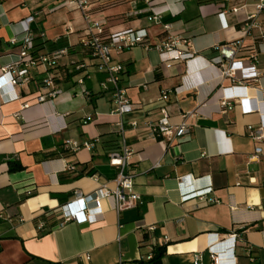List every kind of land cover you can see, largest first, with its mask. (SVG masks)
Here are the masks:
<instances>
[{"label":"crops","instance_id":"obj_1","mask_svg":"<svg viewBox=\"0 0 264 264\" xmlns=\"http://www.w3.org/2000/svg\"><path fill=\"white\" fill-rule=\"evenodd\" d=\"M257 1L89 0L90 17L104 20L106 33L147 31L149 48L111 52L133 104L118 115L97 60L79 44L85 27L79 11H50L52 0H0V67L16 53L9 39L26 28L34 44L42 43L37 53H51L59 41L67 48L49 72L31 67L27 85L0 92V264H148L145 257L156 248L162 250L158 264H193L196 254L201 264H212V254L217 264H264V155L254 156L257 144L247 136V126H264V11ZM249 15L255 26L244 33ZM175 37L177 49L191 56L171 60L155 50ZM238 40L236 59L254 64L258 75L231 83L220 76L214 48ZM48 73L60 93L37 103ZM163 90L169 91L165 100ZM225 99L230 108L221 104ZM162 108L171 124L191 114L187 137L169 143L147 136L144 123L161 118ZM119 121L134 151L128 170L139 202L116 212L106 199L101 214L89 212L94 221L60 224L52 212L75 190L112 186L116 170L107 153L121 145ZM67 140L80 148H66ZM10 163L21 168L10 170ZM208 188L205 199L218 203L181 200Z\"/></svg>","mask_w":264,"mask_h":264},{"label":"built area","instance_id":"obj_2","mask_svg":"<svg viewBox=\"0 0 264 264\" xmlns=\"http://www.w3.org/2000/svg\"><path fill=\"white\" fill-rule=\"evenodd\" d=\"M53 6L49 8L54 11L57 8H66L77 10L81 13L85 24L82 37L79 40L80 46L86 49L90 55L97 60V69L104 74V79L101 82L103 89H110L112 93L113 112L122 115L130 112L133 109V104L130 103L126 96L125 89L120 85V74L123 70L121 64H113L111 62L112 51H122L137 45H144L149 48L145 43L147 38V31L145 29H124L116 32L105 31L104 20H94L88 13L89 0H52ZM258 11H264V0L257 1ZM238 8H232V12H237ZM38 12H33L31 17L37 15ZM255 15H249L245 19L243 31L247 33L252 27L255 26ZM168 28V26H165ZM67 32H71L69 25L65 26ZM35 35L30 29H24L16 32L9 39V44L16 48L14 58L6 65L0 67V92L3 86L9 85L25 86L30 82L29 69L31 67L41 65L46 71H50L57 63V61L66 54V49L53 51L49 54H40L35 52L34 49ZM180 41L174 38L171 41L164 43L161 46H155V50L162 55H170L168 59L183 60L191 56L188 52H183L177 49ZM241 41L230 42L215 46L216 52V66L220 71V76L223 79H228L231 83H241L245 80H250L258 75L255 70L254 64L249 61L237 60L236 57L241 50ZM166 59V60H168ZM165 60V61H166ZM84 64L77 66V69L84 68ZM81 85L82 79L78 80ZM41 86L47 91L39 94L36 97L37 103L45 102L46 100L54 98L60 93L58 86L55 84L51 73L41 81ZM168 90H163L160 94V99L167 98ZM261 96L264 98V91H261ZM221 104L227 108L232 106L230 100H223ZM24 103L23 106H27ZM250 109V108H249ZM248 109V110H249ZM162 116L156 121H147L144 123V128L147 136L151 139L162 138L165 141L172 143L175 140H180L187 137L191 131L190 125L187 122L188 116L191 114H182L181 121L178 124H171L169 115L165 108L161 109ZM130 126H136V122L129 123ZM264 126L257 128L249 125L247 126V136L256 142L254 148V156L264 155V134H262ZM117 134L121 139V145L107 153V162L110 166L115 168L116 175L111 180L112 186L108 182L99 183L97 188L89 193H83L80 190H75L72 199L63 206H60L52 213L59 217L60 224L67 222H80L88 219L94 221L90 217L89 212L94 211L98 214L102 213V201L112 199L114 202V210L119 212L124 209L133 207L140 198L134 192V174L129 171V165L134 151L126 145L124 138V126L122 121L117 123ZM84 147L91 148L92 143H84ZM65 147L72 151L78 150L80 145L71 140H67ZM157 166V164H155ZM73 169V167H69ZM97 182L98 179L95 175L92 176ZM210 192V189H205L196 192H190L181 197V200L196 198L207 203H218L215 198L205 199V196ZM91 204V207L87 206ZM52 215V214H51ZM39 230L43 229L42 224L38 226ZM148 231L153 230V226H148ZM235 237V235H233ZM153 254L149 253L145 259L148 261L152 258ZM212 264H217V257L211 255ZM193 264H201L200 254H196Z\"/></svg>","mask_w":264,"mask_h":264},{"label":"trees","instance_id":"obj_3","mask_svg":"<svg viewBox=\"0 0 264 264\" xmlns=\"http://www.w3.org/2000/svg\"><path fill=\"white\" fill-rule=\"evenodd\" d=\"M34 41H36V38H34ZM41 45H42V43L34 44V49L38 48ZM52 48L55 49L53 51L60 50V49H67V48H64V44L62 43V41H59L57 43V45H53ZM10 164H11L10 170L21 168L20 165H18V164H16V165L13 164V163H10ZM83 174H84V172H79V174L77 176H80V175H83ZM87 174L89 175V174H91V172H88ZM152 254H153L152 258L150 260H148L147 263L148 264H158L159 261H160V258L162 256V250L160 248H156V249L153 250Z\"/></svg>","mask_w":264,"mask_h":264}]
</instances>
